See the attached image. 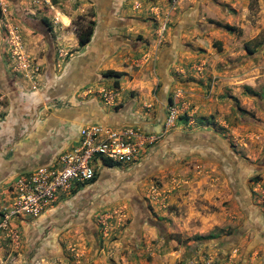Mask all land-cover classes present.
Masks as SVG:
<instances>
[{"label":"rangeland","instance_id":"1","mask_svg":"<svg viewBox=\"0 0 264 264\" xmlns=\"http://www.w3.org/2000/svg\"><path fill=\"white\" fill-rule=\"evenodd\" d=\"M48 4L75 35L111 4L124 45L109 69L125 74L95 91L112 106L146 96L154 140L54 215L12 222L0 264H264V0ZM10 17L0 0L6 42Z\"/></svg>","mask_w":264,"mask_h":264},{"label":"crops","instance_id":"2","mask_svg":"<svg viewBox=\"0 0 264 264\" xmlns=\"http://www.w3.org/2000/svg\"><path fill=\"white\" fill-rule=\"evenodd\" d=\"M8 1L15 11L10 18L21 34L28 66L12 56L9 37L7 44L0 32V199L19 174L54 163L77 145L84 124L132 125L148 131L156 122L143 118L139 109L138 101L145 102L146 96L121 99L112 106L96 94L97 88L109 85L102 73L124 45L122 36L111 32L118 24L111 4L98 7L91 39L79 46L73 31L59 30V23V28H53L48 20L51 16L37 0ZM56 17L63 23V17L70 21L65 13L57 12ZM114 168L99 164L96 179L81 185L74 195L87 193L94 182H107L117 172ZM66 193L65 197L61 193L58 204L64 205L73 195ZM55 210L54 205L48 214L54 215Z\"/></svg>","mask_w":264,"mask_h":264},{"label":"built area","instance_id":"3","mask_svg":"<svg viewBox=\"0 0 264 264\" xmlns=\"http://www.w3.org/2000/svg\"><path fill=\"white\" fill-rule=\"evenodd\" d=\"M36 3L43 6L50 0H37ZM9 34L12 56L27 67L28 58L20 32L11 27ZM103 94L109 96L108 92ZM79 135L78 144L62 153L56 162L38 165L17 176L6 196L0 199V232L12 222L47 215L58 195L91 182L104 158L117 163L128 162L154 140L150 133L132 125L113 127L88 123L80 127Z\"/></svg>","mask_w":264,"mask_h":264},{"label":"trees","instance_id":"4","mask_svg":"<svg viewBox=\"0 0 264 264\" xmlns=\"http://www.w3.org/2000/svg\"><path fill=\"white\" fill-rule=\"evenodd\" d=\"M94 22L93 20H90L87 25H82V24H76V37H77V43L79 46H84L86 45L92 36L93 33V28H94ZM247 49L250 50L248 44H246ZM125 73L123 71H118V70H114V69H107L105 70L102 75L103 76H108V77H114V84L118 85V78L121 77L122 75H124ZM119 163L114 162L112 160L109 159H103V165L108 166V167H115L117 166ZM96 179V177H94V179L92 181H94ZM91 181V182H92ZM88 182V183H91ZM87 184V183H85ZM81 185L84 184H80V186H78L77 188H73L71 190V194L74 195V193H76V191L78 190L79 187H81ZM208 237H212L211 235H209Z\"/></svg>","mask_w":264,"mask_h":264}]
</instances>
